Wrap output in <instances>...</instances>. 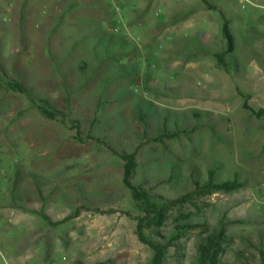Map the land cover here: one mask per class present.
Instances as JSON below:
<instances>
[{"label":"rangeland","instance_id":"rangeland-1","mask_svg":"<svg viewBox=\"0 0 264 264\" xmlns=\"http://www.w3.org/2000/svg\"><path fill=\"white\" fill-rule=\"evenodd\" d=\"M9 1L0 0V264H151L123 154H136L132 184L153 202L186 198L163 235L202 226L176 238L165 264H199L212 234L226 236L218 264H264V117L244 106L264 107V0H30L28 17L26 3L14 11ZM210 170L242 188L198 191Z\"/></svg>","mask_w":264,"mask_h":264},{"label":"trees","instance_id":"trees-1","mask_svg":"<svg viewBox=\"0 0 264 264\" xmlns=\"http://www.w3.org/2000/svg\"><path fill=\"white\" fill-rule=\"evenodd\" d=\"M223 34L226 40H228V52H233V39L229 32V23L225 22L223 26ZM221 60V59H220ZM140 72V71H139ZM15 90L20 91L22 93L26 92V89L19 85L12 86ZM40 101V100H39ZM41 103L44 106H39V110L41 113L47 118L54 120L57 117L56 110L50 106L44 100H41ZM245 108L249 109L253 115L257 118L264 117V110L255 111L251 109L247 102L244 104ZM141 123H143L144 127L153 123H146V119L142 116L137 118ZM146 128V127H145ZM162 138H169L175 133H164L162 134ZM121 159L124 161V175H123V184L131 191L134 200L140 202L144 206L145 216L137 219V231L136 234L141 243L148 246L153 252V259L151 264H165V259L168 255L169 250L175 246L176 238L182 233H186L188 230L193 228H198L202 226H196L193 224H186L177 226L175 228V232L167 235L162 234V229L165 226L167 220V212L172 205L181 204L186 201L185 197L180 198L176 201H170L165 203H155L151 200L149 194L142 188L136 187L132 184V178L136 172L138 167L136 161V154H123L120 155ZM215 172L214 170H210L208 172V181L206 184L201 185L198 182H195L196 187H198V191L202 193H214V192H225L231 193L240 188H242V184L238 181H227L223 183H216L214 180ZM232 224H248L245 220H238L231 222ZM146 231H150L152 233L151 236L147 235ZM160 238L163 242L157 240ZM226 240V236L223 234L221 236L217 234H212L208 237L206 243H204L201 247V258L199 264H218L217 259L219 253H221L222 247L220 244Z\"/></svg>","mask_w":264,"mask_h":264},{"label":"crops","instance_id":"crops-1","mask_svg":"<svg viewBox=\"0 0 264 264\" xmlns=\"http://www.w3.org/2000/svg\"><path fill=\"white\" fill-rule=\"evenodd\" d=\"M18 0H12V1H9V3H10V7H12V9H14V11H15V8H16V2H17ZM109 1H111V0H104V1H102L103 2V4L106 6L107 5V3L109 2ZM112 1H114V0H112ZM21 2L22 3H26V11H24V15L26 16V17H28V16H31V8L29 7L30 6V0H28L27 2H26V0H21ZM39 4H38V10L41 8V7H43V8H45V1H42V2H38ZM264 110V107H261L259 110Z\"/></svg>","mask_w":264,"mask_h":264},{"label":"built area","instance_id":"built-area-1","mask_svg":"<svg viewBox=\"0 0 264 264\" xmlns=\"http://www.w3.org/2000/svg\"><path fill=\"white\" fill-rule=\"evenodd\" d=\"M240 2L242 3V7L245 8V4L249 3L248 0H240ZM121 11V8L119 6L116 7V12H120ZM156 17H159L160 16V12H156ZM111 32L112 33H115V34H119L121 33V30L118 28V27H113L111 28Z\"/></svg>","mask_w":264,"mask_h":264}]
</instances>
